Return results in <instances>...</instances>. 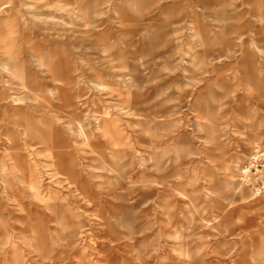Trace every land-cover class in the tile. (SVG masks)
<instances>
[{
	"label": "rangeland",
	"instance_id": "1",
	"mask_svg": "<svg viewBox=\"0 0 264 264\" xmlns=\"http://www.w3.org/2000/svg\"><path fill=\"white\" fill-rule=\"evenodd\" d=\"M198 1L0 0V264H264V0Z\"/></svg>",
	"mask_w": 264,
	"mask_h": 264
},
{
	"label": "built area",
	"instance_id": "2",
	"mask_svg": "<svg viewBox=\"0 0 264 264\" xmlns=\"http://www.w3.org/2000/svg\"><path fill=\"white\" fill-rule=\"evenodd\" d=\"M239 181L252 197L264 199V142L255 145L239 170Z\"/></svg>",
	"mask_w": 264,
	"mask_h": 264
},
{
	"label": "crops",
	"instance_id": "3",
	"mask_svg": "<svg viewBox=\"0 0 264 264\" xmlns=\"http://www.w3.org/2000/svg\"><path fill=\"white\" fill-rule=\"evenodd\" d=\"M218 1H219V0H211V2H212L214 5H218V3H217ZM206 3H207L206 0H199V1H198V4L201 5V6H202V5H205ZM190 17L193 18V13H192V12H191Z\"/></svg>",
	"mask_w": 264,
	"mask_h": 264
}]
</instances>
